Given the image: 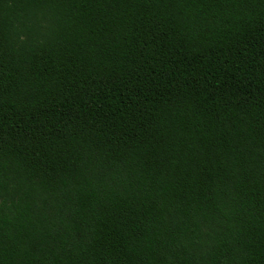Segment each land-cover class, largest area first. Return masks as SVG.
I'll return each instance as SVG.
<instances>
[{"label": "trees", "instance_id": "trees-1", "mask_svg": "<svg viewBox=\"0 0 264 264\" xmlns=\"http://www.w3.org/2000/svg\"><path fill=\"white\" fill-rule=\"evenodd\" d=\"M0 264H264V0H0Z\"/></svg>", "mask_w": 264, "mask_h": 264}]
</instances>
